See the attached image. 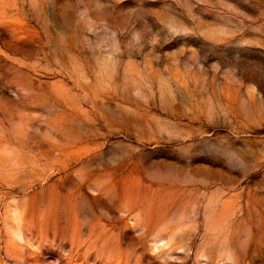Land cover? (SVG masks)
<instances>
[{
  "label": "rangeland",
  "instance_id": "rangeland-1",
  "mask_svg": "<svg viewBox=\"0 0 264 264\" xmlns=\"http://www.w3.org/2000/svg\"><path fill=\"white\" fill-rule=\"evenodd\" d=\"M0 264H264V0H0Z\"/></svg>",
  "mask_w": 264,
  "mask_h": 264
}]
</instances>
